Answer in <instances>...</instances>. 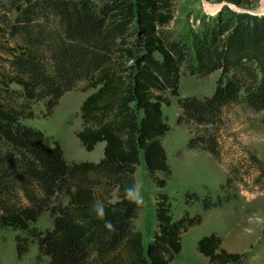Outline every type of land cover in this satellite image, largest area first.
I'll return each instance as SVG.
<instances>
[{"label":"trees","instance_id":"trees-1","mask_svg":"<svg viewBox=\"0 0 264 264\" xmlns=\"http://www.w3.org/2000/svg\"><path fill=\"white\" fill-rule=\"evenodd\" d=\"M14 8V18L0 23V228L18 232L16 257L27 253L31 238L47 264H170L181 250L182 233L202 216L185 212L173 220L162 191L171 175L161 143L170 130L161 110L169 105L165 93L177 95L182 65L197 75L219 70L211 95L179 100L177 119L202 127L187 147L200 146L218 160L212 129L221 123L223 108L241 104L264 112V14L222 7L196 17L194 29L168 43L161 28L174 17L172 0H28ZM78 82L80 91L92 92L79 106L75 136L87 152L104 142L97 162L66 161L57 143L46 145L41 130L23 123L34 117L32 102H42L48 115ZM141 153L159 189L146 246L133 224L139 207L129 198L137 187L126 193L137 186ZM249 161L264 188V163L253 156ZM229 199L184 193L185 204L200 202L203 211ZM97 201L103 219L96 216ZM45 212L52 226L42 232L33 224ZM221 242L211 233L197 241L196 250L208 264H245L246 252L227 251Z\"/></svg>","mask_w":264,"mask_h":264},{"label":"rangeland","instance_id":"rangeland-1","mask_svg":"<svg viewBox=\"0 0 264 264\" xmlns=\"http://www.w3.org/2000/svg\"><path fill=\"white\" fill-rule=\"evenodd\" d=\"M27 1L0 0V23L5 25L13 19L16 14L14 6H24ZM93 1L101 4L109 0ZM259 1L247 0L242 7H229L214 0H172L174 17L161 31L164 39L170 43L187 29H194L198 24L196 17L215 14L222 7L253 13L258 11ZM129 39H134V35ZM155 57L158 55L155 54ZM219 74V70L206 75L190 74L184 65L180 66L177 95L165 93L169 105L161 106L162 117L170 127L161 143L171 169L162 191L169 197L172 219L176 220L185 212L190 216H202L200 224L182 233L181 250L170 264H207V258L197 252L196 243L197 239L211 233L221 236L223 246L228 250L246 252L245 264H264V188L255 182L257 172L249 167L251 156L264 163V112H254L241 104L223 108L221 123L212 129L219 145L218 160L200 146L187 147L188 139L199 135L201 126L184 120L177 122L182 114L179 100L188 96L211 95ZM82 85L83 82H78L74 89L65 92L48 115L44 114L46 108L42 102H32L30 107L34 117L23 120V123L43 132L46 145L57 143L66 161H91L90 152L83 149L75 136L81 126L79 106L92 92L80 91ZM12 87L18 88L15 85ZM136 168L134 178L138 190L134 201L139 209L133 224L143 234L142 243L146 246L155 229L154 195L159 189L149 179L143 162ZM187 190L197 192L200 197L209 194L212 201L216 195L229 196L230 199L221 206L203 211L200 202L185 204L184 193ZM114 200L113 194L111 201ZM33 225L43 232L51 228L52 220L45 212ZM16 233L10 228H0V264H47L48 257L38 253L36 241L31 238L28 239L27 253L18 259L14 242Z\"/></svg>","mask_w":264,"mask_h":264},{"label":"crops","instance_id":"crops-1","mask_svg":"<svg viewBox=\"0 0 264 264\" xmlns=\"http://www.w3.org/2000/svg\"><path fill=\"white\" fill-rule=\"evenodd\" d=\"M78 141V140H77ZM103 149H104V142L103 141H101V142H97L96 144H95V146H94V148L91 150V151H89L90 153L88 154V155H90L91 156V161L92 162H97L102 156H103ZM195 151V150H194ZM195 152H198V151H195ZM200 152V151H199ZM141 162H143L144 163V160H143V157L141 156V158H140V164L138 165V166H140L141 165ZM137 166V167H138ZM137 169V168H136ZM137 186H138V184H137ZM164 188H162V190H163ZM137 190H138V187H137V189H136V191L132 194V195H130L129 196V198L130 199H132V200H134V197H135V195H136V192H137ZM136 226V225H135ZM136 228H137V226H136ZM205 236V235H204ZM219 236V235H218ZM221 237V236H220ZM201 238V237H200ZM199 238V239H200ZM142 239H143V234H142ZM199 239H197V241L199 240ZM221 247H223V248H225L224 246H223V242H222V245H221ZM227 251H230V252H235V251H231V250H228L227 248H225ZM207 264H208V261H207Z\"/></svg>","mask_w":264,"mask_h":264},{"label":"clouds","instance_id":"clouds-1","mask_svg":"<svg viewBox=\"0 0 264 264\" xmlns=\"http://www.w3.org/2000/svg\"><path fill=\"white\" fill-rule=\"evenodd\" d=\"M136 187H138V186L134 185L132 188L126 189V193H131L132 191L135 190ZM137 202H140V201H137ZM94 207H95V213H96L97 218L103 219L104 218V210H103L102 203L97 201L95 203ZM105 227L111 229L112 228L111 222L105 221Z\"/></svg>","mask_w":264,"mask_h":264},{"label":"built area","instance_id":"built-area-1","mask_svg":"<svg viewBox=\"0 0 264 264\" xmlns=\"http://www.w3.org/2000/svg\"><path fill=\"white\" fill-rule=\"evenodd\" d=\"M258 12H264V0L258 2Z\"/></svg>","mask_w":264,"mask_h":264},{"label":"water","instance_id":"water-1","mask_svg":"<svg viewBox=\"0 0 264 264\" xmlns=\"http://www.w3.org/2000/svg\"><path fill=\"white\" fill-rule=\"evenodd\" d=\"M222 4H226L227 6H229V7H232V5H230V4H227V3H225V2H223ZM253 13H259L258 11H253Z\"/></svg>","mask_w":264,"mask_h":264}]
</instances>
